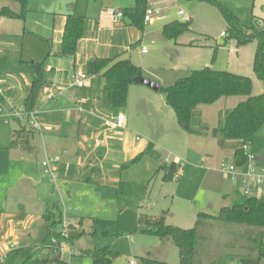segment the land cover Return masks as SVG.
Masks as SVG:
<instances>
[{"label": "crops", "instance_id": "obj_1", "mask_svg": "<svg viewBox=\"0 0 264 264\" xmlns=\"http://www.w3.org/2000/svg\"><path fill=\"white\" fill-rule=\"evenodd\" d=\"M2 1L0 8L7 6L12 11L20 12L18 4L16 8H11L9 1ZM123 1L25 0L26 10L22 18L0 16V119L8 127L5 137L1 136L0 158L5 161L8 169L14 167L17 173L15 181L4 190L0 208V257L11 251L9 245L14 248L38 245L44 236L46 225L42 215L50 205L42 198L46 190L44 186H39L38 174L42 170L41 162L45 159L57 158L52 163L57 175L55 182L59 184L58 189L60 185L68 187L69 193L74 191L72 181V184L82 187H100L107 183L105 175L110 180L119 181V186L122 184L126 187L129 184L140 187L145 181L149 184L150 179L156 175L160 178L162 176V172H157L162 161L157 160L156 154L160 155L159 151L166 149L168 145L183 144L186 155L190 157L188 159H193L196 154L207 153L214 162L220 161L221 166L225 157L231 155L230 163H233V144L221 142L211 134L212 129L217 127L221 114L218 119L213 120L211 113L212 106L216 104H220L224 112L233 109L242 97H221L213 104L197 107L200 122L208 127L204 136L188 134L181 129L173 110L165 103L163 93L140 83L129 85L124 108L108 104L102 71L88 73L89 63L93 60L115 62L128 59L140 68L142 78L155 80L160 87H167L177 78L197 68H190L179 76L176 65L162 68L157 55L153 53L151 56L150 52L162 51L164 48L166 55H171L172 52L175 55L176 47L202 46L194 44L192 39L184 40L182 34L175 40H169L162 34V27L167 23L179 20L191 23L189 16L182 18L184 13L179 14L181 10L177 12L179 18L168 20L160 13V0H145L146 9H151L152 15L148 22L143 20L138 27L125 13V9L135 6V0L134 3L133 0H126V3ZM109 8L122 11V18L114 22L105 13ZM68 15L83 17L84 29L77 41L74 55L62 56V35ZM154 15L157 17L152 22ZM187 32H192L191 28ZM142 46L146 47L145 52L141 51ZM150 60H153V65L148 64ZM34 64L42 65L41 86L32 104V112L26 114L25 98L33 78L36 77ZM76 71L90 76L81 87L70 83V75ZM217 111L219 113V106L215 107V112ZM14 113L18 115L12 116ZM32 113L38 128L32 127L29 139L31 151L27 152L20 146H9L13 131L19 127L18 123H30ZM119 114L124 116L123 127L114 128L111 122ZM10 121L16 126H11ZM138 134L142 135V142ZM149 143L153 145L154 156L144 155L129 165ZM33 154L36 165H29V158ZM151 158L154 160L151 161ZM261 160V157H256V166H264ZM178 161H181L180 158ZM177 162L175 178L179 179L185 172V165L181 162L182 166H179ZM141 164L145 166L144 170H141ZM220 166L213 171L223 174ZM41 177L43 182L48 180ZM225 177L222 179L225 180ZM208 181L218 191H222L225 186L214 175ZM234 184V191L240 193L239 184ZM146 192L147 187L143 198L146 197ZM226 195L228 194H223L224 197ZM75 222L82 224V218L75 219ZM41 223L43 227L38 243L25 242L20 245L22 241L39 233L34 225L41 227ZM169 245H173L171 241ZM72 251L75 252L73 249ZM81 251L76 252V255ZM146 255L149 256V252Z\"/></svg>", "mask_w": 264, "mask_h": 264}, {"label": "rangeland", "instance_id": "obj_2", "mask_svg": "<svg viewBox=\"0 0 264 264\" xmlns=\"http://www.w3.org/2000/svg\"><path fill=\"white\" fill-rule=\"evenodd\" d=\"M215 1L227 7L243 24L251 25L256 31H264V0ZM1 2L3 1L0 0ZM7 2L5 0V3ZM8 3H10L11 8H16L17 4L15 2L9 1ZM160 3H162V7H159L162 9L160 13L168 20L179 18L178 10L184 13L182 18L189 16L192 32L182 33L181 37L187 41L192 39L194 44L202 45L200 47H176L175 55H173V52L171 55H166L163 52L165 51L164 48L161 49L162 51H151V56H153V53L157 55L156 58L162 68L176 65L179 76L184 75L186 70L190 68L211 67L216 70H226L249 77L252 82L253 94H261L264 91L263 83L252 70V62L257 46L256 40L238 47L233 39L222 37L220 32L225 31L228 36V29L215 4L193 0H160ZM155 17L157 16L152 17V22L154 19L156 20ZM146 43L148 44V42ZM148 64L153 65V60H150ZM205 64L207 65L205 66ZM148 80L157 82L152 79ZM162 86L165 87V85ZM218 106L219 113L218 111L215 112V107ZM212 107L213 113L211 115L213 120H216L218 115L223 114L224 111H222L220 104ZM9 124L16 126L13 121H10ZM193 126L198 130L201 127L200 123L195 122ZM7 128L6 125H3V120L0 119V142L2 141L1 136L5 137L7 134ZM195 135L204 136L205 134ZM138 137L142 142V135L138 134ZM195 144H197L196 140ZM183 147V144L168 145L166 149L163 148L159 151L160 155L156 154L157 160L162 162L173 161L176 163L180 158L185 165V172L179 179L175 178L168 182H162L160 176L156 175L153 179H150L149 184L148 181H145L140 187L129 184L126 187L122 184L119 186V181L110 180L105 175L107 183L100 187H82L78 184H72V181L71 186H73L74 191L69 193L68 187L65 185L61 187L60 185V189H58L57 185L59 184L51 179L43 182L41 177L44 175L43 170L39 171V186H44V190H46L42 198L47 200L48 205H52L54 202L60 204L62 227L67 232L69 227H73L75 233L78 231L85 232L72 245L69 244V247L75 252L92 249L94 243L89 235L91 218L115 220L117 211L120 208L131 207L135 208L138 214L157 217L165 213L167 214V216H164L165 223L189 229L195 226L198 212L216 216L220 207L231 205L237 199H242L234 191L235 184L229 178L213 171V169L216 170L220 166V161L214 162L213 158L210 159V154L207 153L196 154L193 159H188L190 157L186 155V148ZM247 147L248 153L254 158L261 157V164H264V125L256 135L248 140ZM0 156H2L1 149ZM34 157L33 154L31 159L29 158V165H36ZM225 158L224 164L227 166L230 164L231 155ZM151 159V161L154 160ZM140 168L144 170L145 166L141 164ZM212 175L223 181L225 186L222 191H218L217 188L214 189V186L210 185L208 180ZM16 177L17 173L14 167L8 169L5 161L0 158V208H2L5 188L13 183ZM222 177H225V180ZM146 187L147 195L143 198ZM226 193L228 195L224 197L223 194ZM80 217L82 218V224L78 225L75 219ZM42 227L43 223H41V227L35 224L34 229H38L39 233H36L34 237H29L26 241H22L20 245L25 242L27 244L38 243ZM258 233L259 229L249 226L221 222L214 218L200 219L197 225L194 263L243 264L246 262L245 260L253 261L257 258L254 239ZM169 243L170 239L168 238L160 239L155 235L139 232L119 236L113 242L117 257L112 264H144L141 257L147 256V252H149V258L163 261L166 264H178V249L174 245L170 246ZM60 257L61 260L53 264H92L91 258L87 255H76L69 258L65 252ZM0 264L3 263L0 262ZM259 264H264V259H261Z\"/></svg>", "mask_w": 264, "mask_h": 264}, {"label": "trees", "instance_id": "obj_3", "mask_svg": "<svg viewBox=\"0 0 264 264\" xmlns=\"http://www.w3.org/2000/svg\"><path fill=\"white\" fill-rule=\"evenodd\" d=\"M15 2L20 6V12L12 11L7 6L0 8V16L7 18H22L26 10L25 0H6ZM197 2H209L215 4L223 16L228 29L225 35L233 39L236 46L245 45L256 40L257 46L252 62V70L255 76L263 83L264 87V31H256L251 25L243 24L227 7L215 0H193ZM146 10L145 0H135V6L125 9V13L131 18V22L140 27ZM190 28L189 21H173L162 27V34L169 40H175L179 35ZM84 29V18L68 15L64 24L62 35V47L60 55L72 56L75 53L77 41L81 38ZM36 77L33 78L28 94L25 98L26 114L32 112V104L35 101L41 86V64L33 65ZM88 73L94 74L102 71L105 92L108 104L122 109L126 105L128 87L136 83L134 79L141 77V70L128 59L111 62L104 59H96L89 63ZM164 95L165 103L173 110L177 124L188 134H203L208 130L197 117L199 105H210L221 97L239 96L243 99L236 106L224 112L219 117L217 127L211 134L221 142L233 144V162L241 166L246 161V154L242 148L248 140L256 135L264 125V91L261 94H252V82L247 76L226 70L213 68H200L190 70L185 76L177 78L171 85L160 87ZM197 115V116H196ZM29 120V117H28ZM200 123V129H195L193 124ZM18 129L13 131L9 146H20L30 152L29 139L33 128L29 122L27 125L18 123ZM235 143V144H234ZM144 155L154 156L153 145L149 143L143 152L139 153L128 164L137 162ZM175 162H162L157 172H162L161 181L168 182L177 175ZM121 191V188H119ZM231 205L219 208L216 216L198 213L195 226L183 229L165 223L164 216H149L138 214L135 208H120L115 220L91 219L89 235L93 239L94 247L83 250L79 255H87L92 264H112L117 257L113 248L116 238L129 233L139 232L152 234L160 239L168 238L178 249V264H195L194 254L197 240V225L200 219L214 218L221 222L244 225L259 229L254 239V249L257 258L243 264H259L264 259V196L261 198L243 197L240 193ZM42 218L45 222V233L38 245H29L11 250L3 264H53L61 260L57 243H60L62 231V211L58 202L48 206ZM81 223L79 222L78 225ZM85 234L83 231L74 232L73 227L68 228V244L72 245ZM52 239L56 241L52 242ZM144 264H166L149 256L141 257Z\"/></svg>", "mask_w": 264, "mask_h": 264}, {"label": "built area", "instance_id": "obj_4", "mask_svg": "<svg viewBox=\"0 0 264 264\" xmlns=\"http://www.w3.org/2000/svg\"><path fill=\"white\" fill-rule=\"evenodd\" d=\"M105 13L114 21H118L122 18L123 13L122 11L115 10L112 8L106 9ZM182 11H179V14H182ZM152 15L151 9H146L144 14V22H148ZM225 31H221V36L225 37ZM141 51L145 52L146 47L142 46ZM90 78V76L85 72H73L70 75V83L73 86L81 87L85 84V82ZM18 115L17 113L12 114V116ZM31 117V126L33 128H38V123L34 121L33 113L30 114ZM124 124V116L119 114L116 119L111 122L112 127L114 128H121ZM138 139V138H136ZM245 154H246V161L243 165L238 166L234 162L228 164L227 166L222 163L220 166V171L231 181L234 183L239 184L240 186V194L243 197H254V198H261L264 196V166H256V158L250 155L248 151L247 144L242 146ZM57 158L53 159H45L41 162V167L43 170V177L45 179H51L53 182L57 180V175L55 170L52 167V163L55 162ZM169 163V161H167ZM179 166H182L181 161L177 162ZM61 242L57 243V248L59 253L62 255L63 253H67L69 258L76 255V252H73L72 249L69 247L67 242L68 232L64 227L61 231ZM52 242L56 241L52 239ZM14 246L9 245V250H13ZM7 254H4L0 257V262H3L6 258Z\"/></svg>", "mask_w": 264, "mask_h": 264}, {"label": "water", "instance_id": "obj_5", "mask_svg": "<svg viewBox=\"0 0 264 264\" xmlns=\"http://www.w3.org/2000/svg\"><path fill=\"white\" fill-rule=\"evenodd\" d=\"M134 81H135L136 83H140V84H142V85H144V86H146V87H148L149 89L154 90V91H158L159 88H160L159 83L154 82V81H150V80L145 79V78H142V77H136V78L134 79Z\"/></svg>", "mask_w": 264, "mask_h": 264}]
</instances>
